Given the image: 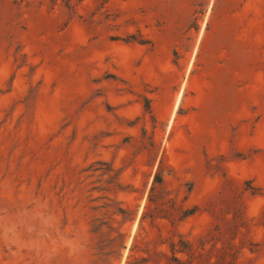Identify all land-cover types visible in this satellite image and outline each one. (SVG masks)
Returning <instances> with one entry per match:
<instances>
[{"label":"rangeland","instance_id":"obj_1","mask_svg":"<svg viewBox=\"0 0 264 264\" xmlns=\"http://www.w3.org/2000/svg\"><path fill=\"white\" fill-rule=\"evenodd\" d=\"M0 264H264V0H0Z\"/></svg>","mask_w":264,"mask_h":264},{"label":"trees","instance_id":"obj_2","mask_svg":"<svg viewBox=\"0 0 264 264\" xmlns=\"http://www.w3.org/2000/svg\"><path fill=\"white\" fill-rule=\"evenodd\" d=\"M155 182H157V183H160L161 182V179H160V177L158 175L155 176Z\"/></svg>","mask_w":264,"mask_h":264}]
</instances>
